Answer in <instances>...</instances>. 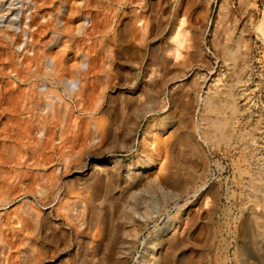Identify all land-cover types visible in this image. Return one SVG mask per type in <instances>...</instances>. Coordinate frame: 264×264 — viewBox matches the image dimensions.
<instances>
[{"label":"rangeland","instance_id":"374dc122","mask_svg":"<svg viewBox=\"0 0 264 264\" xmlns=\"http://www.w3.org/2000/svg\"><path fill=\"white\" fill-rule=\"evenodd\" d=\"M24 1L0 0V14L21 13L26 31L0 28V264H103L112 243L110 264H138L140 242L177 212L168 203L164 213L146 183L164 176L162 163L183 180L192 175L175 202L186 214L179 237L189 229L198 243L208 236L204 249L177 255L264 264V193L254 185L264 186V0ZM74 78L79 89L70 93ZM218 86L235 97V113L228 97L217 109L202 106ZM155 98L159 107L144 117ZM214 120L227 122L228 136ZM143 157L155 161L145 178L126 182L127 166ZM110 160L117 174L90 185L91 164ZM154 210L147 224L133 219Z\"/></svg>","mask_w":264,"mask_h":264},{"label":"bare ground","instance_id":"6f19581e","mask_svg":"<svg viewBox=\"0 0 264 264\" xmlns=\"http://www.w3.org/2000/svg\"><path fill=\"white\" fill-rule=\"evenodd\" d=\"M22 1H24V0H22ZM28 1H30L32 3V5H36L38 0H25L24 2L27 3ZM20 3H21V1H20ZM226 8H228V7L226 6L224 8L225 11L227 10ZM226 12H228V11H226ZM9 16H10V18L9 17H5V14L4 15L0 14V28L4 25L5 28L10 29L12 31H15V32L21 31L22 30V28H21V17H22V14L20 13V15H19V12H16V13H14V15L9 14ZM84 18H86L85 20L88 21L87 17H84ZM28 19H30L29 16H27V15L24 16V27H26V25L28 24V22H27ZM262 21L264 22V16H263ZM84 24H85V26H84ZM84 27H86V23H84V21H83L81 23V25L79 26V29H78L77 33H80L83 29L85 30L86 28H84ZM22 32H23V34H25L26 33L25 29L22 30ZM263 40H264V38H263ZM179 46H181V42L176 47L179 48ZM227 47H229V46H227ZM176 52H178L177 49H176ZM222 53L224 54V57H225L226 61L234 60L236 58V54H234L232 51H229L226 47L222 49ZM45 67L47 69V72L53 71V61L52 60H47ZM80 68H81L82 71H85V69L87 68V63L85 61H83L81 63V65H80ZM237 83H239V80L237 81ZM216 88L217 89L211 94L209 93V91H206L205 93H203L204 95L202 94L201 104L204 107V109L208 110V111H210V110H212L214 108L217 109L219 107L217 102L221 101L223 98L228 97L230 99V102H228L229 105L231 106V107L229 106L230 110H231L232 113H235V111H236L235 97L233 95H231L232 93H230L229 89H227L225 87H219V86L216 87ZM67 89H68V91L70 93H73V92L77 91L79 89L78 79L74 78L73 80H71L69 82V85H68ZM150 102H153L152 103L153 107L148 109V110H146V111L142 110V114H143L144 117L149 116L150 113L154 112V108L157 109L159 107V101L156 98L153 99V101H150ZM137 112L140 113L141 111H138V109H137ZM210 124H211V126H213V128L216 131H219V133H221V134H223L225 136H228V134L226 132L224 133L225 125L227 124V122H223V121H220V120H214ZM98 127L100 128V126L94 125V129L96 131H98V129H99ZM154 127H155V125L152 124V125H149L146 128V132L145 133H146L147 137L151 136V135L153 137ZM189 134H187V135H189ZM185 139H187V137ZM185 141H187V140H185ZM141 145L144 147V149H146V148L152 149V144L148 143L147 139H143ZM191 149H192L193 154H195L197 156V148L196 147L192 148V146H191ZM154 163H155V161L152 160L151 157H145V158L143 157L142 161L138 162L135 165V167L132 168L131 165L129 164L127 166L126 175H125L126 182H132V181L137 180V179L145 178V174L144 173L149 171ZM173 163H175V162H173ZM179 165L185 170L188 169L187 164L184 161L182 163H180ZM106 167H107V169H106ZM89 168H90V170H89V174H88L89 175L88 179H89V182H90V185H91V184H97V181H98V179H100L102 174L106 173L105 171L108 172L106 176H109V178H112L113 176H115L117 174L118 165L114 161L110 160L109 162H107L105 167L103 165H100L98 163H94L93 162ZM103 168H105V169H103ZM179 170H180V168H178V167L175 168V167L171 166L168 169V171H166V168L163 167V163H162L161 167H159L157 171L160 174L164 175V176L161 179H159L157 177H154L152 179L146 180L147 181L146 183L148 184V187L150 186L152 188V190H153L152 198L154 199V197L156 198L157 196H159L161 201H162V204H164V206H162V211L164 213H168V210H167L168 207L166 208L167 204L168 203H174V207H175V209H177V212H176V216L175 217H173L171 219H167V221H165V223L162 225V227L159 228L157 230V232L154 233V236L151 239L148 240L147 238H145V239H143L140 242V244L142 246V251H141V254L138 255V258L140 259L138 264H206L205 260H204L205 257H206V254H204L203 252H200V251L197 254H195L194 257H192L190 255L192 253H190L189 255L188 254L185 255V253L177 255L179 252H181L184 249H186L189 245L195 246L197 244L199 246V248L204 249V247H206L207 244H208V239H207L208 236H207V234H205L206 231L204 232L203 227L201 228V231L199 232V234H205L203 242H199L198 243V241H197V235H198L197 233H198V231H197V233H196L197 235H196L190 229L184 231L183 238L179 237V232H180L179 230L181 229V225H182V222H183L184 217H185L186 214L183 211L184 205L180 206V205H178V203H175V202L180 200L181 198L185 197L186 195H188L187 191H188V188H189V184L191 182L193 183L192 175H190L189 173H186V174H189V175L184 176V178L185 177L186 178H185V180H183V178H181V176L183 175L181 173L183 171L181 172ZM186 171H188V170H186ZM257 184L258 183H256V184L254 183L256 188L261 187L262 191H263L262 193H264V186L257 185ZM206 186L207 185L204 184L203 186L199 187V191L205 189ZM193 196L195 197L196 195L194 194ZM209 198L204 196L203 203L204 204H208ZM187 203H188V198L185 199V205ZM259 214L260 213H258V212L255 214V218L254 219L257 222L261 221L258 218ZM128 215H129V213H127L126 216H128ZM157 215H158V211L154 210L151 214H148L144 218L142 216H139V213H136V214H134L133 219L136 222L139 221L141 223L147 224V222H149L150 220L155 218ZM190 217H192L191 220L193 221L194 220V215H191ZM263 218H264V215H263ZM203 219L205 220L206 216L203 217ZM94 220H98V217L95 216ZM128 220H130V219H128ZM263 221L264 220H262V222ZM207 228L208 227H206L205 229H207ZM198 229L200 230V228H198ZM139 233H135L134 236H132L130 234L131 235V237L129 236L130 239L131 238H133V239L140 238L142 234H139ZM181 234H182V232L180 233V236H181ZM262 235H263L262 237H264V231L262 232ZM117 249L118 248H117L116 243H112V245H110V248H109L108 252L104 253V254L108 253V256L105 257V258L102 256L101 257V262L103 264H108L110 258L117 252L116 251Z\"/></svg>","mask_w":264,"mask_h":264}]
</instances>
